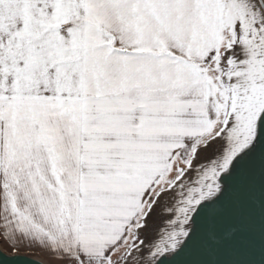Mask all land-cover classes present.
<instances>
[{
  "label": "snow or ice",
  "instance_id": "1",
  "mask_svg": "<svg viewBox=\"0 0 264 264\" xmlns=\"http://www.w3.org/2000/svg\"><path fill=\"white\" fill-rule=\"evenodd\" d=\"M0 246L264 264V0H0Z\"/></svg>",
  "mask_w": 264,
  "mask_h": 264
},
{
  "label": "water",
  "instance_id": "2",
  "mask_svg": "<svg viewBox=\"0 0 264 264\" xmlns=\"http://www.w3.org/2000/svg\"><path fill=\"white\" fill-rule=\"evenodd\" d=\"M0 252H3V255H0V264H9V257L11 254L4 251L1 246H0ZM30 259H34L37 261H43L38 257H30ZM43 264H47V263L43 261Z\"/></svg>",
  "mask_w": 264,
  "mask_h": 264
},
{
  "label": "rangeland",
  "instance_id": "3",
  "mask_svg": "<svg viewBox=\"0 0 264 264\" xmlns=\"http://www.w3.org/2000/svg\"><path fill=\"white\" fill-rule=\"evenodd\" d=\"M1 247H2V249H3L4 251H6L7 253H10V254H11V252H10L7 248H5V247H3V246H1ZM26 251H31V250L26 249ZM34 257H38V258H40L41 260H43L45 263L48 264V262H47V257H46L45 255H43V254H37V255L34 256Z\"/></svg>",
  "mask_w": 264,
  "mask_h": 264
},
{
  "label": "crops",
  "instance_id": "4",
  "mask_svg": "<svg viewBox=\"0 0 264 264\" xmlns=\"http://www.w3.org/2000/svg\"><path fill=\"white\" fill-rule=\"evenodd\" d=\"M38 251V250H37Z\"/></svg>",
  "mask_w": 264,
  "mask_h": 264
}]
</instances>
